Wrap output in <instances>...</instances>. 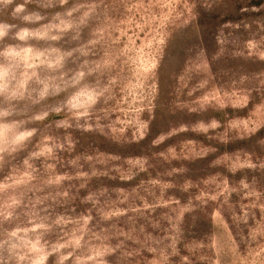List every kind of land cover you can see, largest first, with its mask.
Listing matches in <instances>:
<instances>
[{
  "label": "rangeland",
  "instance_id": "374dc122",
  "mask_svg": "<svg viewBox=\"0 0 264 264\" xmlns=\"http://www.w3.org/2000/svg\"><path fill=\"white\" fill-rule=\"evenodd\" d=\"M149 2L159 5L152 10L155 20L150 19L145 10L139 7ZM260 2L249 0L247 5L237 3L235 11L225 16H203L200 20L202 33L198 30L199 25L185 33L169 24V9L166 5L170 0H68L63 8L56 6L51 9L42 8L40 0H27V3L25 0H13V6L25 4L24 14L38 13L43 16L38 21H13L17 30L27 29L29 34L23 39L15 38L8 45L0 44V110L6 107L13 114L7 118L0 116V149L9 135L16 144L25 145L12 153V163L0 167V219H3V213L7 211L16 223L35 229L34 233L27 236L23 230L18 229L17 240L27 243L32 236H40V244L45 247L58 241L63 243L61 237L64 232L74 231L80 226L74 222L80 220L86 221V231L99 235L102 240L107 236L109 239L105 243L108 244L124 240V236L119 233H131L140 241L145 238L152 240L164 235L151 225L169 208V201L164 200L156 209L151 212L148 210L151 198L145 189L149 187V180H155L160 175L161 169L158 166L147 173L138 174L135 183H132L118 177L139 158H117L113 153L115 149L99 140L87 135L78 136L71 151L60 149L47 154L46 144H40L35 138H24V134L32 127L53 132L54 125L65 119L62 113L55 112H49L43 120L30 119L43 115L53 102H59L65 94L61 92L49 97L47 102L33 103V89L37 79H51L58 75L65 80L74 79L80 72L91 71L97 64L108 59L107 54L117 51L129 76L128 91L132 95H138L141 91L151 92V104L157 114L158 128L167 127L172 131L174 120L195 122L201 112L223 118L221 113L210 109L218 106L228 93L239 90L237 77L244 73L258 77L264 71L261 69L264 61L260 60L264 56V40L254 34L245 39L247 29L237 26L243 18L254 15L240 13V8L258 7ZM74 7L78 11L66 16L65 13ZM81 20L84 22L81 23ZM214 32L215 36L211 38ZM54 36L58 39L51 38ZM160 39L166 41L163 47L158 46ZM90 40L98 42L93 45L88 43ZM212 41L215 42V49ZM75 49H82L86 55ZM68 52H72V56H66ZM208 53L221 60L211 81L204 70ZM154 62L156 68L152 67ZM85 64L86 67H81ZM10 65L15 66L11 75ZM103 71V67L97 68L90 79L98 77L103 83L104 77L100 75ZM151 85H155V88ZM256 91L259 92V86ZM90 95V90L81 89L71 97V103L77 108L85 107L90 101ZM116 100H124L125 103L120 106L126 107L131 96L118 93ZM116 100L110 101V104L115 106ZM252 111H256V106ZM118 114L113 113L110 118L115 119ZM249 115L251 113L240 118L246 120ZM256 119H264V113L257 112ZM60 133H65V130L60 129L57 134ZM256 135L264 136V125ZM60 142H64L63 136ZM208 143L204 135L176 132L164 142V150L173 155L179 152L187 157L171 161L172 167L187 166L190 177L212 182L215 176L223 173L211 170V161L216 154L199 155ZM245 146L227 147L231 151H238L239 147ZM217 151L223 154L225 146L219 145ZM88 155L97 156L99 162L79 159ZM261 159H264V154L257 157V160ZM93 170L107 172L108 177L89 179L83 187L82 179H63L65 176H77ZM114 175L117 178L110 179ZM240 178L242 176L238 173L237 182ZM100 187L108 191L96 198L95 207L92 203L84 205L81 202V194L95 192ZM190 191L195 192V189ZM65 192L69 194L68 197L62 195ZM167 196L179 199L171 191L167 192ZM229 199L236 216L249 211L245 206L251 202V198L232 194ZM145 200L149 203L143 204ZM181 202L186 204L187 199ZM101 212L107 215V219L101 217ZM87 214L92 215V220L87 221ZM260 219V209H251L248 225L254 227ZM53 220L60 223L49 228ZM225 224H228V220H225ZM140 229L143 231L140 232ZM229 235L235 240L233 226L227 229L218 226L213 213L205 221L197 223L190 233H183L176 248L181 255L191 249L194 257L211 256L213 260L219 249L221 264H225L231 255L225 247ZM205 241L214 247H193ZM126 243L132 245L133 240ZM236 252L241 256L246 254V250L242 251L239 244L236 245ZM142 255L149 261L153 259L150 252ZM198 264H206V261L198 259Z\"/></svg>",
  "mask_w": 264,
  "mask_h": 264
},
{
  "label": "clouds",
  "instance_id": "9594fccd",
  "mask_svg": "<svg viewBox=\"0 0 264 264\" xmlns=\"http://www.w3.org/2000/svg\"><path fill=\"white\" fill-rule=\"evenodd\" d=\"M67 3L68 0H40V6L44 9L56 6L63 8ZM237 3L247 5L249 0H170V3L166 5L169 9V24L174 26V29H182L185 33L193 31L199 25L198 30L202 33L200 20L203 16L228 15L235 11ZM139 7L145 10L150 19L155 20L152 10L159 5L149 2ZM76 11L78 8L74 7L65 15L71 16ZM24 12L25 4L13 6V0H0V44L8 45L15 38L23 39L29 34L27 29L17 30V25L13 21L32 22L43 19V16L38 13L24 14ZM240 13L254 14L243 18L237 25L247 29L248 35L245 39L254 34L255 37L264 40V0H261L258 7H241ZM214 36L215 32L211 38ZM51 38L58 39L55 36ZM97 42V40H90L88 43L94 45ZM165 44L164 39L158 41L160 47ZM212 45L215 49L214 41ZM74 51L82 52V49ZM82 54L86 55L83 52ZM107 55L108 59L97 64L96 68L80 72L74 79L65 80L58 75L51 79L36 80V87L33 89L35 92L33 103L47 102L49 97L61 92L65 94L59 102H53L43 115L33 116L30 119L43 120L49 112L62 113L65 119L54 125L55 131L53 132H45L41 128L32 127L24 134V138L38 139L40 144L47 145L46 153L53 154L60 149L71 151L76 144L77 137L87 135L115 149L113 153L117 158L122 156L139 158L134 165H130L128 170L121 172L118 177L120 180L132 183H135L138 174L147 173L154 166H158L161 169L160 175L155 180H149V187L145 190L151 198L149 212L160 206L164 200L169 201L168 211L151 225L164 235L152 240L145 238L140 241L131 233H119L124 236V240L108 244L105 243L109 239L107 236H104L102 240L99 235L90 233V230L86 231V221L80 220L74 222L80 225L74 231L64 232L61 237L63 243L58 241L45 247L40 244V236H32L27 243L17 240L18 229L23 230L26 236L34 233L35 229L16 223L15 218L5 211L3 219H0V264H198V259L205 260L206 264H221L219 249H217L216 259L213 260L211 256L196 258L192 255L191 249L181 255L180 250L176 248V243L183 233H190L197 223L205 221L208 215L213 213L218 226L225 229L233 226L235 240L232 239V235L227 237L225 247L231 255L225 264H264V159L257 160L258 156L264 154V136L256 135L259 128L264 125V119H256L257 112L264 113V71H261L258 77H251L247 73L237 77L239 90L228 93L218 106L210 109L221 113L223 118L208 116L201 112L200 118L195 122L174 120L173 130L169 131L167 127H157L158 119L153 111L154 106L151 104V92L141 91L138 95H132L127 89L129 76L122 66L120 55L117 51H112ZM66 56H72V52L66 53ZM260 60L264 61V56L260 57ZM220 62V58L208 53L204 70L207 72L209 81L216 73L215 68ZM156 66L154 62L152 67L156 68ZM14 67L9 66L10 75ZM81 67H86V64ZM101 67L104 69L100 73L104 77V82L102 83L98 77L90 79L92 73ZM261 69H264V63L261 64ZM258 86L259 92L257 93ZM151 87L154 89L155 85ZM81 89L90 90V101L87 106L77 108L71 103V97ZM118 93L131 96V101L126 107L120 106L125 103L124 100H116ZM113 100H116L115 106L110 104ZM254 106H256L255 112L252 111ZM192 111H197V109H192ZM113 113H119L115 119L110 118ZM248 113H251L248 119L240 118ZM12 115L6 107L0 110V116L7 118ZM60 129H64L65 133L58 135ZM176 132H194L197 135L206 136L209 143L199 152V155L216 154L211 161V170H218L223 175H217L212 182H208L202 178L190 177L187 166L172 167L171 161L187 159L179 152L173 155L164 150V142ZM61 136L64 138L63 143L60 142ZM219 145L225 146L223 154L217 151ZM229 145L246 146L239 147L238 151H231L227 147ZM22 147L25 145L16 144L9 135L3 148L0 149L2 153L0 154V167L12 163L14 159L12 153ZM79 159L99 162L95 155ZM70 163L75 164L76 162L71 161ZM238 173L242 178L237 182ZM105 177H108L107 172L93 170L88 173H79L77 176H65L63 179H82L81 187H83L89 179ZM116 178L115 175L110 177V179ZM190 189H195V192H191ZM106 191H108L107 188L100 187L95 192L81 194L83 196L81 202L84 205L92 203L95 207L96 198L104 195ZM168 191L179 199L169 198ZM232 194H242L243 197L251 198V202L245 206L249 211L244 215L236 216L232 212L229 199ZM58 195L61 194L58 193ZM62 195L69 196L67 192ZM185 199H187L186 204L181 202ZM148 203L147 200L143 201V204ZM253 208L260 209L261 219L254 227H250L248 219ZM100 215L107 219L105 213L101 212ZM86 219L87 221L92 220V215L87 214ZM225 220H228V224H225ZM58 223L60 221L53 220L49 228ZM142 231L143 229H140V232ZM128 240H133V244L128 245L126 243ZM237 244L240 245L242 251L246 250L245 255L237 254ZM193 247L203 249L213 248L214 245L205 241ZM146 252L153 254L151 261L142 255Z\"/></svg>",
  "mask_w": 264,
  "mask_h": 264
}]
</instances>
